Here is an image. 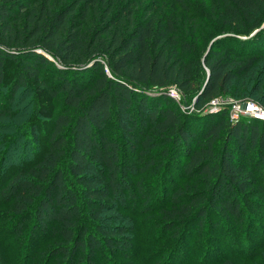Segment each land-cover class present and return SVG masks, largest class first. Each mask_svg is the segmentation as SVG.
Here are the masks:
<instances>
[{
	"label": "trees",
	"instance_id": "obj_1",
	"mask_svg": "<svg viewBox=\"0 0 264 264\" xmlns=\"http://www.w3.org/2000/svg\"><path fill=\"white\" fill-rule=\"evenodd\" d=\"M197 1L0 0V121L23 92L36 95L0 154V264L126 257V210L151 212L145 178L159 172L165 231L234 234L230 253L185 264H262L264 123L231 121L227 107L190 112L169 89L196 109L227 95L264 106V0H211L206 12ZM19 137L34 156L5 167ZM231 142L255 149L250 167Z\"/></svg>",
	"mask_w": 264,
	"mask_h": 264
},
{
	"label": "rangeland",
	"instance_id": "obj_2",
	"mask_svg": "<svg viewBox=\"0 0 264 264\" xmlns=\"http://www.w3.org/2000/svg\"><path fill=\"white\" fill-rule=\"evenodd\" d=\"M197 2L201 4V9L204 12H206L211 5V0H207L206 3H201L199 0ZM208 24L211 25L210 22H208ZM34 96L36 95L33 91L23 92L21 95H19L16 103L11 108V110L14 112L13 117H6L0 121V154L2 150L6 148L10 139L13 140V138L15 139L16 136L21 135L20 132H22L23 130V123L30 121V119L34 117ZM244 99H241V97H234L232 95H227L224 98H219V100L228 103L234 101H240V103H242V100ZM174 100L178 103L179 107L188 109V111L190 112L200 114L216 112L212 111V108L215 107H210V103L202 107L201 109H196L192 105V103H188L185 97L180 93L179 97H176ZM219 105L220 104H218L216 109L220 110L223 107H227L229 115V110L232 108V106L229 104ZM43 130L45 131V129H41V132ZM39 143H41L42 146L46 145V142L43 138ZM10 145L11 146L10 150L8 151V155L3 159L5 167L12 164H19L23 159V155L25 154L28 157L34 156L35 146L34 141H32L31 139H27L26 137L20 139L19 137L13 143H10ZM231 148L236 153L237 160L242 164H248V167H250V165L256 158L255 149H252L246 156L239 152L238 148H236L233 142H231ZM164 173L169 180L173 179L175 181V177L177 174L176 172L170 170V168L167 167V169L164 170ZM263 173L264 171L259 174L264 178ZM162 178L163 174L161 172L157 174L150 173L145 178V185L150 188L153 199L157 201V204H150V207H152L150 213H139V209H141L140 202L134 208H131L129 205L128 209L126 210V213L132 218L131 222L134 223L135 227V231L131 235L133 249H131L130 253L126 257L116 254L113 256L114 259L112 260L108 259V256L105 254L101 256V259L97 264H164L172 258L178 261V264H185L201 261L203 259V256H205L207 252H209L211 255H214L216 259L231 252L230 248L228 249L229 243L227 241L231 242L233 240L231 238H233L234 234L229 231L227 227L222 228V232L220 235H211L208 231L205 230L200 233L191 232V234H186L185 236H178L179 231L177 230V228L169 232L165 231L164 226L160 225L161 214L159 212L160 209L163 210L169 205L166 202L167 200H165V195L163 193L168 189L167 186L165 188L163 187ZM181 178L184 179V177ZM181 178L180 183L183 184L184 180H181ZM177 184H179L178 179ZM257 220H259L257 221V224L262 226L261 229H264V213L262 216H258ZM245 231L246 230L244 229L242 233H244ZM236 240L242 242L245 239L239 238ZM39 242L40 241H37V243ZM248 251H243V253L246 255L248 254ZM255 253L258 256L256 257V261L264 264V249L262 248V246L258 247L257 252Z\"/></svg>",
	"mask_w": 264,
	"mask_h": 264
},
{
	"label": "built area",
	"instance_id": "obj_3",
	"mask_svg": "<svg viewBox=\"0 0 264 264\" xmlns=\"http://www.w3.org/2000/svg\"><path fill=\"white\" fill-rule=\"evenodd\" d=\"M169 94L174 99L176 97H179V91L175 87H171L169 89ZM209 103L208 104L210 105V107H215V108H212V111L219 110V109H216L218 104L231 105L232 108L229 110V119L231 121H237L241 116H245V117H251V118L258 119L264 123V106L252 99H244L242 100V103H240V101H234V102L228 103V102L219 100V98H216V99H212Z\"/></svg>",
	"mask_w": 264,
	"mask_h": 264
}]
</instances>
